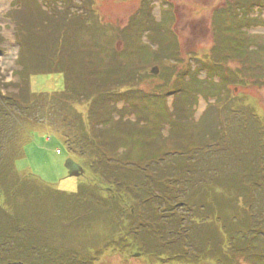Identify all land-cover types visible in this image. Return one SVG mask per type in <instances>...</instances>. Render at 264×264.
<instances>
[{"label":"rangeland","instance_id":"1","mask_svg":"<svg viewBox=\"0 0 264 264\" xmlns=\"http://www.w3.org/2000/svg\"><path fill=\"white\" fill-rule=\"evenodd\" d=\"M24 67L52 73L31 76L30 93L49 95L34 99L38 121L23 124L4 153L23 147L15 168L0 162V209L9 215L0 213V264H32L35 246L51 264H264L245 210L252 193L264 217V0H0V85L14 100L26 89ZM82 135L99 146L85 151ZM97 151L116 160L108 166L124 186L90 167ZM69 158L85 172L70 175ZM164 158L152 188L137 168ZM16 173L23 185L10 197ZM172 175L183 180L170 188L180 197L167 217L177 237L166 240L175 232L161 230L162 217L142 233L128 212L156 206L127 192L153 193ZM81 186L85 203L60 198ZM90 187L116 194L117 206L90 200Z\"/></svg>","mask_w":264,"mask_h":264},{"label":"trees","instance_id":"2","mask_svg":"<svg viewBox=\"0 0 264 264\" xmlns=\"http://www.w3.org/2000/svg\"><path fill=\"white\" fill-rule=\"evenodd\" d=\"M34 4H35L36 8L41 7L38 3L34 2ZM23 6L24 7L25 6L29 7V6H31V4L29 2V3H26ZM21 52H22V56H23V52L24 51H21ZM61 52H63V44L58 45L57 52L55 53V56L57 57V55L61 54ZM26 53H27V51H26ZM76 57H78V55H76ZM101 65H103V62H101V60L97 61L96 66H94V70H97V67H100ZM55 67H56V69L57 68L61 69V68L58 67V65L55 66ZM56 71H58V70H56ZM18 73H19V77L21 78L22 81L26 80V84L24 85L25 86L24 88H26V89L23 90L22 93H19V96H17L16 100L13 99V98H15L13 96V94H3L1 92V87L2 86L0 85V162L5 161V163H9L10 167H14L16 161L19 159V157L21 155H23V153H22L23 147L19 151L18 150L17 151H13V153L10 152L9 155L4 154L5 152H8L6 150V149H8L7 147H9L10 144H12L13 141H15L16 134L20 133L18 131V129H20L21 126L23 127V124L28 123V122L29 123H33V122H37L38 121V115H36L37 112H35V110H36L35 102L36 101L34 99L36 97L37 98H41V97H45V96L49 95L48 93H44V94H38V93H33V92L30 93V87H29V82L30 81L29 80H30L31 76L34 75V74H36V75L37 74H48V73H52V72H48V71L31 72V71H28L27 69H25V67H24L23 70L19 71ZM184 80L185 79L183 77L181 79L177 80L179 88H183L184 87V85H185ZM27 84H28V87H27ZM68 90H69V87H68ZM66 92H67V90L62 91V92H54L53 96L61 97V96L66 95ZM72 92H73V89H72ZM72 92L69 90V94L70 95L72 94ZM96 98L97 97L95 96V99ZM65 107L68 108L67 109L68 111H71V109H73V111H74V107L72 105L65 104ZM186 111H188V108H186ZM91 114H93V113H90L89 121L92 120ZM80 117H82V116H80ZM81 121L84 122V120H81ZM99 124L102 125L101 121H100ZM99 129L100 128L93 129V133H94V131L99 130ZM82 137H83L82 140L86 139L85 142L83 143V144H85V146H87V148L83 147V149H85V151H87V149L97 148V146H96V145H98L97 139L93 141V140L90 139V136L87 137L86 135L85 136L82 135ZM82 137L78 138L80 142H83V141L80 140ZM69 145H71V150L73 152L75 151L78 154L79 157H81V158L85 157V152H82V150H79L78 149V145L76 143L73 144L72 141H71V142H69ZM99 153L102 154V152L97 151L96 155H95V158L92 161V162L95 161V163H92L90 161V167H95L94 164H96L99 168L105 169L106 171L104 173L102 171V173H101L102 174V177H101L102 179H105V180H107L109 178L112 179V180L115 179L113 181V186L116 185L118 188H119V186H124L125 181H123V179L118 178L116 176V174L112 170L113 167L109 168V166H108V164H110V163L112 164V163L116 162V160H113V158L110 157V156H106L105 157V156H103V154H102V156H98ZM172 154H173V152H172ZM175 154H179V153H175ZM175 154H173V155H175ZM90 157H92V156H90ZM165 160H166V158H164V160L163 159H161V160H159V159L151 160V164L146 165V166L141 164L140 165L141 167L139 166L137 168L138 171L141 174V177L145 176V178H146L145 183L146 182H148V184L150 183V181H148V178L150 180L154 181V172H152L153 168L157 167L160 164H162L161 161H165ZM16 175L18 176L17 173H16ZM172 180H174V182H176V184H173V182H171ZM22 181H23V179L20 178V176H18V177H16L14 179V184H12L11 186L7 187V190H9V191H7L8 192V196L11 197L13 195L14 196L18 195V189L21 190V188H22L21 185H23V184H21ZM182 181L183 180L180 179V177L173 176V175L170 176V178H167L165 181H164V179H162L160 181V183H162V184H159V185L157 184L158 187H156V189L153 190V193L150 190V194L147 193V192H149V191H147V189L150 188L149 186L148 187L147 186H145V187L139 186L138 187V186L135 185L132 188V192L133 193L127 192V190H125V192H127L128 194L131 195V197L135 198L136 202L138 201V203H141V204L143 202V206H144V204H148V206H150V207L153 206V204H155V206H156V208L151 210V212H150L151 215L148 214L146 211H145V214L143 213V216L139 215L138 212L136 211V209H134L131 213H130V211L128 212L129 213V215H128L129 218L135 220L136 225L138 227L139 226L141 227L142 233H144L145 231H147L149 229L148 227H146V225L151 228V226H150V225H152L151 223H154L153 221L150 220L152 217H153L152 219H155L157 217H159V218L162 217V218H165V220L167 219L166 220L167 222H163L162 221L163 225L161 227V230L163 229L164 231H166L164 225L167 224V228L171 230V231H167V232H170L168 234H171V233L175 232V235H172V236L166 235V240L168 238L170 240H172V239H175L177 237V233L176 232L178 231V229H175V227H174V225L176 223L175 224L169 223L168 222L169 220H168L167 217L168 216H173V212H174V209L171 206H169V205L172 204V203L173 204L175 203L174 205L177 204V202L175 200H173L174 199L173 197H176V198L180 199L178 194L174 196V190L170 191V188L174 187V186H176V187L181 186L182 185ZM26 184H27V181H26L25 185ZM151 185H152V188H153L154 187L153 183ZM84 188H85V186H81L77 193L66 194V193L62 192L61 195H60V198L64 197V198H66V200H68V199L71 200V199L76 198V199L80 200V197H81L82 198L81 202L85 203L84 201L88 200V198H87V196L85 194L81 193V191ZM57 191L56 190H50L49 194L56 195L55 193L58 194ZM253 191H254V188H253ZM91 192L96 194V192H98V189L90 187V193ZM171 192H173V194H171ZM92 193L90 194V200L91 199H94V200H98L99 199V201L108 202V203H106L104 205L102 204L103 208H106L108 205H110V207L117 206L116 202L118 201V197H117L116 194H114V193L112 194V192L109 191V193L111 195L106 196V198H103L101 196L100 197L97 196V194L93 195ZM34 197H30V201L32 199L34 200L35 199ZM256 200H257V197L255 195H253L252 193H250L249 201H248V203H247V205L245 207V210H246V212H248L250 220L254 221V222L255 221L257 222L255 230H254L257 233V236H256L257 240L256 241L263 243L264 239L262 237H260L259 235H261V234L264 235V217L263 216L259 217L258 216L259 213L254 208V204L256 203ZM56 201H59V198L56 199ZM184 201H186V200H184ZM177 205L180 206L181 204H177ZM140 211H142V210H140ZM0 213L3 215V217L4 216H9L8 212H6L5 210L0 209ZM141 214H142V212H141ZM201 217L202 216L197 215V218H201ZM156 224H157V222H156ZM131 227L135 228L136 226L132 225ZM159 228H155V229L153 228V229L155 231L156 230L158 231ZM222 228H223L225 233L230 232V230L226 226H224ZM133 231H135V230L132 229L131 232H133ZM140 232H141V230H140ZM135 234H136V236H132V238L137 237V236H141L140 233L137 234V232H135ZM182 234H183V232H182ZM160 235H162V237H164L165 233H162ZM258 238H261V240H258ZM235 240L238 241L239 237L235 238ZM0 241L3 242V240H0ZM261 243H257V244L259 245ZM0 245H2V243H0ZM43 248L44 247H41V246H35L33 248L34 252L36 253V255H35L34 259L30 260V262H32V264H51V263L47 262V260H45V256L46 255L43 257L44 251H45V249H43ZM20 249H21V247H19V250ZM186 249L188 250V248H186ZM169 252L170 251L168 250V253ZM53 253H54L53 254L54 258L55 257L56 258L60 257V256L56 255L55 251ZM165 253L166 252H162V254H165ZM249 253H251V252L249 251ZM25 257H27L25 255V253H22L21 258H25ZM62 258H63V256H62ZM73 258H71L72 260L70 261L69 264H72L71 262H73ZM16 263H23V261L22 260L21 261H16ZM85 263L87 264V262H84L83 264H85Z\"/></svg>","mask_w":264,"mask_h":264},{"label":"water","instance_id":"3","mask_svg":"<svg viewBox=\"0 0 264 264\" xmlns=\"http://www.w3.org/2000/svg\"><path fill=\"white\" fill-rule=\"evenodd\" d=\"M154 74L158 73V68H154ZM66 168H68L70 175H78L79 172H85L84 168L76 163L72 158L66 160Z\"/></svg>","mask_w":264,"mask_h":264}]
</instances>
